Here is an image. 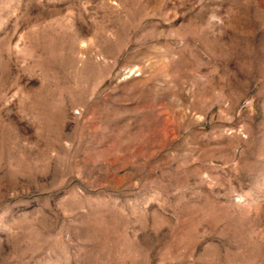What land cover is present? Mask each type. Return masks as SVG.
Segmentation results:
<instances>
[{"label":"rangeland","instance_id":"1","mask_svg":"<svg viewBox=\"0 0 264 264\" xmlns=\"http://www.w3.org/2000/svg\"><path fill=\"white\" fill-rule=\"evenodd\" d=\"M0 264H264V0H0Z\"/></svg>","mask_w":264,"mask_h":264}]
</instances>
